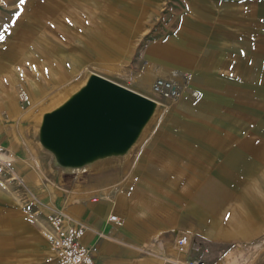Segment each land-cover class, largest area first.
<instances>
[{
    "label": "rangeland",
    "instance_id": "rangeland-1",
    "mask_svg": "<svg viewBox=\"0 0 264 264\" xmlns=\"http://www.w3.org/2000/svg\"><path fill=\"white\" fill-rule=\"evenodd\" d=\"M213 15L220 23L228 16L235 27L227 51L234 77L206 80L202 87L193 73L174 70L166 79L179 87V98L143 95L156 103L134 142L86 164L85 175L84 165L65 166L41 144L43 116L64 105L92 74L133 91L130 78L147 77L149 47L169 41L178 65L201 64L194 34L207 33ZM189 34L196 47L180 56L178 46ZM209 34L223 39L216 28ZM0 37V143L9 158L0 163V264H55L44 237L48 215L66 214L85 226L94 209L118 211L122 225L110 237L121 240L113 244L124 250L133 243L131 264H171L182 233L191 237L189 258L207 249V264H264V224L240 239L245 224L225 214L251 202L248 184H230L210 158L211 142L219 137H264V0H0ZM195 146L206 158L196 161ZM97 161L113 166L93 172ZM197 179L202 195H211L205 189L213 180L214 210L198 206ZM196 208L201 221L194 218ZM136 235L144 240L129 241ZM150 237L159 244L153 249ZM254 245L261 250L253 252Z\"/></svg>",
    "mask_w": 264,
    "mask_h": 264
},
{
    "label": "crops",
    "instance_id": "crops-1",
    "mask_svg": "<svg viewBox=\"0 0 264 264\" xmlns=\"http://www.w3.org/2000/svg\"><path fill=\"white\" fill-rule=\"evenodd\" d=\"M225 12V11H224ZM196 15H199L196 13ZM225 16V13L224 15ZM213 19L215 22L208 27L207 33L202 29L201 31H197V34L194 36L197 37L198 42L196 43L197 48L201 49V54L203 56V62L201 64H197V66H192L191 63L186 62L185 66L177 63L174 54L172 51L174 47H176L173 43L167 42L162 45L151 46L147 50L148 59V72L147 77L144 79H138L135 77L130 78V84L132 86L133 91H139L138 93H142L141 95H148L151 92V82L157 78H169L171 74L175 75L174 70L178 69L179 71L191 72L194 77L196 76V81H200V85L203 87V81L207 80H226L234 77V69L230 67L229 61L232 60V56L230 57L227 52L229 47L232 46L233 40H229L228 37L234 36L235 27L232 24H229L228 16L222 18L225 22L220 23L218 21V17L215 18L213 15ZM213 19H210V22H213ZM226 22L228 24H226ZM216 26V27H215ZM214 28L217 31H221L223 33V39L212 40L210 39V34ZM231 35V36H230ZM189 36V41L184 44L181 43L178 46L179 55L190 54L192 47H196L192 44L191 41H194V36ZM191 38V41H190ZM183 41L182 38L179 39V43ZM177 44V43H176ZM217 48V50H214ZM213 49V51H212ZM225 49V51L223 50ZM215 54V56H214ZM215 58V62L213 63L212 58ZM154 66L157 70L153 72L150 71V68ZM182 68V69H181ZM1 69V67H0ZM1 77V76H0ZM196 94V93H195ZM8 142V141H7ZM211 166L212 169H216L220 175H226L229 179L230 184L232 181L234 184L247 183L248 190L251 191L253 196H251V202L245 203L240 206L242 211H235L236 208L232 211H227L225 214L230 215L232 217V222L236 221L238 217L244 226H241L238 230L240 239L248 240L254 233V229L257 224H264V137L260 136H246V137H219L215 141L211 142ZM194 153V158L196 161L198 159L206 158V156H202L203 149L201 147L195 146V148H191ZM163 160L166 161L170 157L166 156L167 151L163 149ZM201 155H198V153ZM5 157L6 161L9 158ZM2 158V160H3ZM180 159V157H179ZM5 161V162H6ZM215 161L217 163H215ZM112 162H100L94 163L92 166L93 172L95 169L97 171H107V169L113 164ZM85 171L83 175L89 173V168L84 165ZM213 173V172H212ZM197 174V171H196ZM211 187L206 188L205 191H212L211 195L204 194L202 195V191L204 187L202 185V181L199 182L197 179L195 182V192L198 193V206L206 205L210 210H214L215 203V188L213 186V180L211 179ZM197 196V195H196ZM207 200V201H206ZM230 209V210H231ZM95 210H89L93 213V217L87 218L88 221L85 224L87 229L85 236L83 238V243L86 246H96L97 252L94 257V264H131L133 260V256L137 253L134 248H132L133 243L124 250L122 247L114 245V242H122L119 239L110 237V233L114 231V227H118L113 223H109L107 218L110 214H116L118 216V211L110 210L112 213L108 214L105 210H101L96 212ZM196 216H194L195 220H202L201 212H199V208H196ZM95 214V215H94ZM224 214V215H225ZM66 215V214H65ZM222 217H216L215 220H221ZM189 219L192 218L190 214H188ZM207 217V216H206ZM210 217V216H209ZM98 219V222L92 224ZM214 220V221H215ZM206 221L211 224V219L206 218ZM75 222H77L75 220ZM83 223V222H82ZM264 230V227L261 228ZM144 240L143 237L136 238L134 236L130 237L129 241H137ZM151 241L148 246L153 249L157 247L159 244L157 243V238L150 237L147 241ZM161 247V245H160ZM159 247V248H160ZM253 252L257 250H261V246L254 245L251 247ZM186 257L183 255L175 254L174 260L170 261L171 264H179L180 260H184ZM251 259L247 260L245 263L249 262ZM227 264H231L227 262Z\"/></svg>",
    "mask_w": 264,
    "mask_h": 264
},
{
    "label": "water",
    "instance_id": "water-1",
    "mask_svg": "<svg viewBox=\"0 0 264 264\" xmlns=\"http://www.w3.org/2000/svg\"><path fill=\"white\" fill-rule=\"evenodd\" d=\"M154 105L151 99L92 74L64 105L43 116L39 139L61 164L86 165L128 149Z\"/></svg>",
    "mask_w": 264,
    "mask_h": 264
},
{
    "label": "built area",
    "instance_id": "built-area-1",
    "mask_svg": "<svg viewBox=\"0 0 264 264\" xmlns=\"http://www.w3.org/2000/svg\"><path fill=\"white\" fill-rule=\"evenodd\" d=\"M151 92L152 95L163 100H174L180 96L179 87L170 79L165 78L155 79ZM4 153L5 148L0 143V155ZM84 171L85 168L82 169V172ZM99 199H101L100 196L91 197L90 202L97 203ZM107 221L117 226L122 225L120 218L113 213L108 216ZM47 224L48 229L44 231V237L50 245L55 264H94L97 247L86 246L83 243L87 231L85 226L72 223L68 216L59 212L50 213L47 217ZM174 249L176 254L186 257L183 261L180 260L179 264H207L205 258L208 253L207 249L202 250L205 255L188 257L191 251V237L187 233L177 236ZM194 252H198V249L194 248Z\"/></svg>",
    "mask_w": 264,
    "mask_h": 264
},
{
    "label": "bare ground",
    "instance_id": "bare-ground-1",
    "mask_svg": "<svg viewBox=\"0 0 264 264\" xmlns=\"http://www.w3.org/2000/svg\"><path fill=\"white\" fill-rule=\"evenodd\" d=\"M194 96H196L197 94H193ZM152 101H154V100H152ZM155 103H156V101H154ZM3 156H4V154H2V155H0V163H2V161L4 162V161H6V159H5V157L3 158ZM2 158H3V160H2ZM4 164V163H3ZM74 221V220H73ZM75 222V221H74ZM77 223V222H76ZM245 258V257H244ZM242 260V259H241ZM241 262V261H240ZM240 262H238V261H232V263L231 264H240ZM244 262V261H243ZM245 262H246V260H245ZM244 262V263H245Z\"/></svg>",
    "mask_w": 264,
    "mask_h": 264
},
{
    "label": "snow or ice",
    "instance_id": "snow-or-ice-1",
    "mask_svg": "<svg viewBox=\"0 0 264 264\" xmlns=\"http://www.w3.org/2000/svg\"><path fill=\"white\" fill-rule=\"evenodd\" d=\"M21 2H23V0H21ZM0 38H2V37H0Z\"/></svg>",
    "mask_w": 264,
    "mask_h": 264
}]
</instances>
